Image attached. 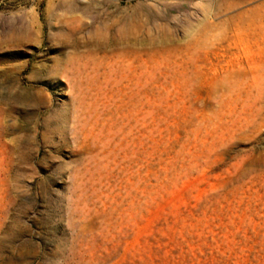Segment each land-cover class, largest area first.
Instances as JSON below:
<instances>
[{
  "label": "rangeland",
  "instance_id": "obj_1",
  "mask_svg": "<svg viewBox=\"0 0 264 264\" xmlns=\"http://www.w3.org/2000/svg\"><path fill=\"white\" fill-rule=\"evenodd\" d=\"M0 264H264V0H0Z\"/></svg>",
  "mask_w": 264,
  "mask_h": 264
}]
</instances>
